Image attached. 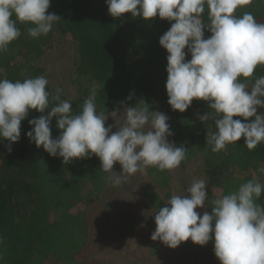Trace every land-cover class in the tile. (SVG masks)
I'll list each match as a JSON object with an SVG mask.
<instances>
[{
	"label": "clouds",
	"instance_id": "clouds-1",
	"mask_svg": "<svg viewBox=\"0 0 264 264\" xmlns=\"http://www.w3.org/2000/svg\"><path fill=\"white\" fill-rule=\"evenodd\" d=\"M50 2L0 0V53L21 35L18 22L31 25L27 31L33 38L53 30L61 18L48 11ZM106 4L114 19L130 14L145 21L158 16L171 22L159 40L168 53V104L173 111L184 113L194 100L208 103L211 113L200 119L213 115L216 131L208 130L206 138L212 152L226 151L242 137L249 151L264 143V113L257 114L264 109V76H254L256 68L264 66V23L249 11L237 14L238 9L264 4V0H106ZM206 29L211 32L207 39ZM48 83L44 76L22 82L0 80V141L10 142L9 153L11 145L20 140L22 121L30 110H36L47 115L29 121L30 142L62 158L65 165L98 157L99 172L114 187L149 168L171 172L185 160L188 150L169 142L173 135L169 118L152 111L144 100L135 106L121 102L123 111L119 107L101 111L94 85L81 110L73 113L71 103L61 99L63 90L57 88L53 95L46 90ZM53 118L60 130L55 139L50 127ZM109 118L115 121V131L112 125L106 126ZM117 163L120 173L114 171ZM259 172L264 173V167ZM206 188L205 180L199 179L191 183L187 195H171L154 215L156 229L151 239L177 249L189 240L205 246L214 237L220 264H264V206L257 203L264 184L253 178L212 200L211 214L204 211L201 215L196 210L206 208Z\"/></svg>",
	"mask_w": 264,
	"mask_h": 264
},
{
	"label": "trees",
	"instance_id": "trees-1",
	"mask_svg": "<svg viewBox=\"0 0 264 264\" xmlns=\"http://www.w3.org/2000/svg\"><path fill=\"white\" fill-rule=\"evenodd\" d=\"M48 11L61 19L47 36L33 38L27 31L31 25L17 23L21 35L6 52L0 53V80L22 82L44 76L49 82L46 90L54 95L57 88L62 89L61 99L71 103L73 113L81 110L95 85L98 110L111 112L119 107L123 111L121 102L135 106L144 100L152 111L165 114L173 133L169 142L188 152L176 170H146L139 192L145 200L135 199L144 214L163 207L171 195H180L173 181L176 171L181 170L183 175L188 166L192 181L203 179L207 184L206 208L196 210L201 215L204 211L211 214L212 200L236 191L253 178L264 184V173L259 172L264 167V143L249 151L242 137L226 151L214 153L206 139L208 130L216 131L213 115L205 121L200 119L211 113L208 103L194 100L184 113L173 111L168 104V53L159 40L171 22L158 16L145 21L130 14L114 19L108 13L106 0H51ZM243 11L251 12L258 22L264 23V4L238 9L237 14ZM204 20L207 22V9ZM210 36L206 29L204 38ZM58 47H66L59 52L64 59L50 60L48 51L60 50ZM185 52L190 60V53L187 49ZM254 76H264V66H258ZM55 77L62 78L61 84L54 85ZM68 82L72 90L65 86ZM261 113L264 109H258L257 114ZM41 115L47 112L29 111L21 123L20 140L11 145L10 153V142L0 141V264H86L94 225L88 208L101 203L111 191V184L105 181L106 174L99 172L98 157L65 165L62 158L52 157L30 142L29 121ZM234 119L243 122L241 117ZM111 122L109 118L106 126ZM50 127L53 138H57L60 130L56 118ZM181 182L186 189L187 180L182 178ZM257 203L264 206V193ZM135 216L119 225L122 236L135 229L142 217ZM104 229L105 225H99L97 233L105 234ZM162 249L165 254L159 256V264H220L214 253V237L205 246L189 240L177 249L158 241L152 253L158 255Z\"/></svg>",
	"mask_w": 264,
	"mask_h": 264
},
{
	"label": "rangeland",
	"instance_id": "rangeland-1",
	"mask_svg": "<svg viewBox=\"0 0 264 264\" xmlns=\"http://www.w3.org/2000/svg\"><path fill=\"white\" fill-rule=\"evenodd\" d=\"M58 49L60 50L54 48V50L48 51V57L52 58L50 60L64 59L59 52L65 51L66 47H58ZM47 58L45 59L46 64L50 65ZM61 81V77L53 79L54 85L61 84ZM65 86L72 90L70 82L65 84ZM111 121L113 128L116 130L115 121L113 119ZM190 169L191 167L188 166L183 175L181 170L176 171V181H173V184L175 191L179 192L180 195H187V188L193 182L189 176ZM114 171L117 173L122 172L118 163L114 165ZM144 177H146V174L137 173L129 177L127 182L119 187L111 185V191L102 197L101 203H94L92 207L88 208L90 220L94 225L91 226L93 235L90 247L86 253V264H159L161 260L159 256L164 255L165 250L162 249L158 255L154 252L152 253L154 243L158 241L151 239V234L156 229L154 215L158 210L144 214L141 206L135 200L136 197L141 201L145 200L140 197ZM182 178L187 180L186 189L181 182ZM139 215L142 217L137 220L135 229L126 232L122 236L119 230L121 222H128L127 219L134 216L138 217ZM99 225H105V234L97 233ZM48 264L54 263L49 262ZM204 264H207V262L204 261Z\"/></svg>",
	"mask_w": 264,
	"mask_h": 264
}]
</instances>
